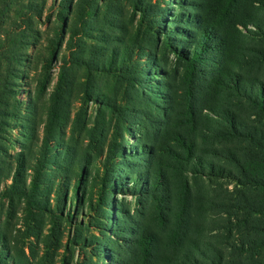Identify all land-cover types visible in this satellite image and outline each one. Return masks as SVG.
Segmentation results:
<instances>
[{"label": "rangeland", "instance_id": "obj_1", "mask_svg": "<svg viewBox=\"0 0 264 264\" xmlns=\"http://www.w3.org/2000/svg\"><path fill=\"white\" fill-rule=\"evenodd\" d=\"M252 1L0 0V264H192L193 245L201 264H264V189L215 153L242 146L217 139L221 114L258 129L264 114L227 81L207 96L213 36L240 15L233 70L248 93L264 83V3Z\"/></svg>", "mask_w": 264, "mask_h": 264}, {"label": "trees", "instance_id": "obj_2", "mask_svg": "<svg viewBox=\"0 0 264 264\" xmlns=\"http://www.w3.org/2000/svg\"><path fill=\"white\" fill-rule=\"evenodd\" d=\"M263 3H264V0L252 1V5L254 6L256 4L262 5ZM63 5H64V2L60 6L61 10L65 9ZM212 8H214V3L211 2L210 5L205 10L203 20H202L201 31L203 33H201V36H202V43L204 46L206 45L205 42L210 40V38L207 37V35H209L210 31H213L215 29L213 26H210V22H211L210 16L212 13ZM250 19L251 18H249V21ZM247 21L248 19L243 15H240L238 18H235V19L233 18L230 28L223 30L219 34L220 36H215V37L213 36L212 43L214 46H212V49L214 48L219 52L218 57L220 55L221 65L218 68L217 73L211 80L209 90L207 92V96L211 97L217 94L218 89L221 86H224L225 81H227L228 86H229L227 87L230 90H232L233 88L240 90L242 98L243 97L246 98L252 104L254 108H256L257 110H259L261 113L264 114V83H261L259 85L258 87L259 92L252 91L251 93H248L246 89L243 88V86H241L242 85L241 79L238 75V72H235L233 70L232 55L235 51H238V53H241V50H239L238 46L234 44L235 35L241 34L239 27L245 26ZM16 52H17L16 48L11 49V53L15 56H16ZM201 52L202 51L195 52L193 56H190L187 58L188 69L190 72L193 73V75H195L193 78V84L196 82L197 75L199 74L198 71L195 72V67L198 65L199 61L202 59L201 58L202 55L200 54ZM251 60L252 58H249V59L247 58L244 64L252 65L254 61L251 62ZM260 63H263V60H261ZM221 116L222 117L219 122L220 128L216 129V133L218 134L217 139H221L224 143L235 142V144H242V146L241 148L238 147V148H234L233 150L225 146L226 148L224 151L215 150V153L218 154L219 152L220 155L222 153V155L228 161L237 162L236 164L237 169L240 172L237 176L236 181L240 182V184L243 185L242 187L244 188L248 187L247 189L250 190L252 183L256 182V185H255L256 187H261L264 189V173L262 175L260 174L262 176L261 178L255 177L254 179L252 176H250V171L248 170L250 169L253 172L256 169V167L260 166L255 161L257 160L258 162H260L262 161L261 159L264 160V129L253 128V127H249L245 124L240 123L238 120H236L234 113L228 110L226 111L224 115L221 114ZM174 139L180 140L178 137H175ZM240 151L241 153L238 155L237 152H240ZM190 155H192L191 152H190ZM208 168L210 170L212 169L211 166H208ZM229 174L231 175V173ZM248 181H249V184L247 185L246 183H248ZM248 202L254 207V211H255L256 209L255 206L250 202V200ZM169 222L170 223L172 222L171 217L169 219ZM173 225H175L174 229L172 230L174 231V237H178V239H175L177 240L176 246L184 249V244H186V241L188 238V234L186 231V228L188 227V225L184 224L181 221V219L179 220L178 218H175ZM185 225L187 227H185ZM149 236L147 237L145 234L141 235L138 233L136 234V239L133 242L138 247L144 248L146 245L147 246H149L150 244L152 245L154 242L152 239H150ZM182 241H184L183 244H182ZM165 248L166 247L163 246V249H164L163 251H166ZM176 249L174 248L173 250V258L174 257L178 258L177 257L178 252H176ZM187 249H189L188 251L190 253L189 256H191L192 264H201L193 256L194 251H200L199 248L193 245ZM167 257L168 256H166L165 254H162L159 259L160 262H158L157 264H163L165 258ZM186 259H190V258L187 257ZM205 259L206 261L209 259V262H205V264H209V263L216 264L218 258L216 257L212 262L210 258L205 257ZM219 260L221 264L222 256H220ZM148 264H152V263L148 262Z\"/></svg>", "mask_w": 264, "mask_h": 264}]
</instances>
